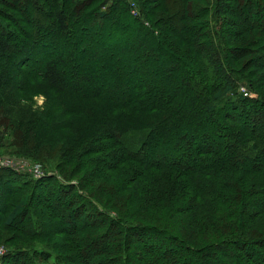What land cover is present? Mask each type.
Listing matches in <instances>:
<instances>
[{"label":"trees","instance_id":"1","mask_svg":"<svg viewBox=\"0 0 264 264\" xmlns=\"http://www.w3.org/2000/svg\"><path fill=\"white\" fill-rule=\"evenodd\" d=\"M135 2L0 0L2 264H264V0Z\"/></svg>","mask_w":264,"mask_h":264},{"label":"rangeland","instance_id":"2","mask_svg":"<svg viewBox=\"0 0 264 264\" xmlns=\"http://www.w3.org/2000/svg\"><path fill=\"white\" fill-rule=\"evenodd\" d=\"M132 2H134L135 4H136V9H137V12H138V14H139V11H138V4L135 2V0H132ZM250 15H252V14H250ZM252 19H254V17L252 16L251 17ZM251 18L250 17H248L247 19H248V21H250L251 20ZM258 18H264V16L263 15H260ZM139 38H141V37H139ZM145 44L146 45H148L149 43L147 42V40L145 41ZM150 46H151V44H150ZM154 55H153V57H156L157 59H156V61H154L153 62V64L152 65H149L147 68V70H149L148 71V76L150 77V79H152V82H154V83H156L155 81H156V79H158V80H160V79H162L163 80V77H165V78H167L168 76H169V72H168V70H167V67H168V65L170 64V62L168 61V59L167 58H165L164 56H162L160 53H159V51L158 50H156V49H154ZM10 64L12 65V67H14V59H12L11 61H10ZM35 68H36V66H35ZM34 68V69H35ZM146 68V67H145ZM147 70H145V71H147ZM137 76V74H134V77H136ZM103 79L106 77V75L103 73L102 74V76H101ZM171 78L174 80V78L176 79V76L175 75H172L171 76ZM167 87L168 88H170L172 85H173V82L169 79L168 81H167ZM241 86H244V85H240L239 87H241ZM245 87V86H244ZM12 88V87H11ZM246 88V87H245ZM6 91L8 90V89H5ZM9 92H10V88H9ZM11 92H13V89H11ZM250 96H253L252 95V93L250 94ZM45 101H46V95L43 93V94H37L36 96H34L33 97V104H34V109H37V108H41L43 105H44V103H45ZM4 148H0V150L2 151ZM1 153V152H0ZM151 153V154H150ZM148 155H150V157H154V158H162V155H160V154H152V152H150ZM2 154H5V153H2ZM5 155H7V154H5ZM146 155H147V151H146ZM19 158H22V157H20L19 156ZM25 158V157H24ZM26 159V158H25ZM28 160H30V159H28ZM30 161H33V160H30ZM48 163V162H47ZM48 166H49V169H51L50 171L51 172H49V170L47 171V172H49V173H51V174H53L54 172V170L55 171H57L55 168V164H54V162H50V163H48ZM71 166L70 165H67L66 166V169H64L65 171L64 172H66L67 174L69 173V171L70 170H68L69 168H70ZM11 169H13V168H11ZM14 170H16V169H14ZM16 171H18V170H16ZM24 171H26L28 174H29V176H31L32 178H36L34 175H33V173L32 172H30V171H28V169H26V170H24V169H22L20 172H24ZM64 175V174H63ZM76 177H78V176H75L74 178H76ZM72 182H74V181H72ZM41 203H47V201H44V200H42V198H40L39 196H37L35 199H34V204H36V205H39V204H41ZM92 218L90 217L89 218V220H91ZM79 217L77 218V219H74V217H70V219H69V222L66 224V225H69V224H73V223H75V224H78L79 223ZM53 227V226H52ZM106 244V239H103V240H99L98 242H96V243H93V244H91L90 245V247H89V250H90V253L95 249V248H100V247H102L103 245H105ZM0 245H6V244H4V243H0ZM244 251H246V249L244 248ZM217 254H216V252L215 253H213L212 254V256H209V257H212V259L216 256ZM143 263H145V262H143Z\"/></svg>","mask_w":264,"mask_h":264},{"label":"built area","instance_id":"3","mask_svg":"<svg viewBox=\"0 0 264 264\" xmlns=\"http://www.w3.org/2000/svg\"><path fill=\"white\" fill-rule=\"evenodd\" d=\"M130 5L131 13L136 16L138 14L136 9V4L132 2V0H128ZM240 91L243 92L244 95H249L250 92L244 87L241 86L239 88ZM0 167H7V168H13L18 171H21L22 169L32 172L35 177L40 176L43 174L42 166L38 162H33L25 158H19L16 156L11 155H5L0 153ZM7 253V248L4 245H0V264H2V260L4 256Z\"/></svg>","mask_w":264,"mask_h":264}]
</instances>
